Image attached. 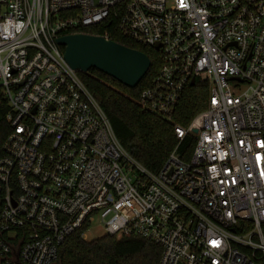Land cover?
Wrapping results in <instances>:
<instances>
[{
  "label": "built area",
  "instance_id": "2783aa9c",
  "mask_svg": "<svg viewBox=\"0 0 264 264\" xmlns=\"http://www.w3.org/2000/svg\"><path fill=\"white\" fill-rule=\"evenodd\" d=\"M108 22L160 58L143 110L170 118L192 80L208 85L157 173L121 146L56 43ZM0 98V264H54L95 219L159 246L158 264H264V0H0Z\"/></svg>",
  "mask_w": 264,
  "mask_h": 264
},
{
  "label": "trees",
  "instance_id": "16d2710c",
  "mask_svg": "<svg viewBox=\"0 0 264 264\" xmlns=\"http://www.w3.org/2000/svg\"><path fill=\"white\" fill-rule=\"evenodd\" d=\"M110 39L118 44L144 53L150 60V68L135 89H129L108 76L90 70L79 77L91 92L108 117L115 136L125 151L152 173H157L168 155L177 145L175 126L187 128L191 121L203 110L208 102V85L195 82L187 87L180 102L170 118L155 115L143 110L138 104L139 92L148 86L155 77L160 58L152 48L135 45L122 38L114 22L90 28L84 32L94 36H104L105 29ZM63 49V48H62ZM9 107L0 98V157L1 147L10 133L5 116ZM194 138L188 135L178 148L186 160L192 151ZM85 224L80 230L66 238L58 249V258L54 264H158L161 249L156 244L139 237H115L104 235L87 241Z\"/></svg>",
  "mask_w": 264,
  "mask_h": 264
},
{
  "label": "water",
  "instance_id": "95a60500",
  "mask_svg": "<svg viewBox=\"0 0 264 264\" xmlns=\"http://www.w3.org/2000/svg\"><path fill=\"white\" fill-rule=\"evenodd\" d=\"M56 43L63 48L64 60L72 70L86 74L94 69L129 89L138 86L151 65L144 53L100 36L68 35ZM189 85L193 87L195 81Z\"/></svg>",
  "mask_w": 264,
  "mask_h": 264
},
{
  "label": "rangeland",
  "instance_id": "374dc122",
  "mask_svg": "<svg viewBox=\"0 0 264 264\" xmlns=\"http://www.w3.org/2000/svg\"><path fill=\"white\" fill-rule=\"evenodd\" d=\"M104 235H105V233H104V230L102 228V225L100 224L98 219H95V221H93L90 224V227L86 231L85 239L87 241H91V240H94V239L101 238Z\"/></svg>",
  "mask_w": 264,
  "mask_h": 264
}]
</instances>
